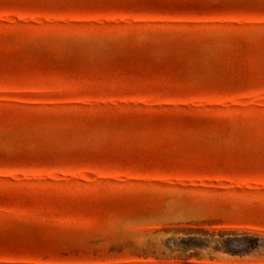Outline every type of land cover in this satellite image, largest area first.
I'll use <instances>...</instances> for the list:
<instances>
[{
	"label": "rangeland",
	"instance_id": "374dc122",
	"mask_svg": "<svg viewBox=\"0 0 264 264\" xmlns=\"http://www.w3.org/2000/svg\"><path fill=\"white\" fill-rule=\"evenodd\" d=\"M0 264H264V0H0Z\"/></svg>",
	"mask_w": 264,
	"mask_h": 264
}]
</instances>
